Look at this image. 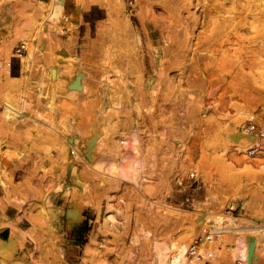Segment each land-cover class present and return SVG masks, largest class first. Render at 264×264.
I'll use <instances>...</instances> for the list:
<instances>
[{
	"label": "rangeland",
	"instance_id": "1",
	"mask_svg": "<svg viewBox=\"0 0 264 264\" xmlns=\"http://www.w3.org/2000/svg\"><path fill=\"white\" fill-rule=\"evenodd\" d=\"M48 1L0 0V205L31 219L22 234L33 243L27 264H67L50 198L74 206V221L84 207L93 215L90 244L82 234L70 239L79 245L72 256L78 264H162L173 243L190 246L202 221L217 216L235 224L215 222L220 232L208 248L214 258L195 264L233 263L236 236L250 234L254 221L264 231V137L248 131L255 124L264 132V0L235 2L236 12L253 9L237 19V33L223 34L224 47L218 42L213 52L186 48L181 66L173 50L141 31L139 40L125 36L127 16L157 17L163 0H64L54 11ZM193 1L183 16L200 18L201 4ZM131 44L147 55L146 66L126 52ZM29 50L32 63L25 64ZM12 61L22 67L17 82L9 77ZM7 104L17 110L13 120L5 118ZM239 125L258 138L260 152L255 143L236 142ZM90 141L94 159L70 163L71 151H85ZM263 244L251 247L250 264H264ZM2 247L8 256L0 253V264H26L8 263L15 243L4 233Z\"/></svg>",
	"mask_w": 264,
	"mask_h": 264
},
{
	"label": "bare ground",
	"instance_id": "2",
	"mask_svg": "<svg viewBox=\"0 0 264 264\" xmlns=\"http://www.w3.org/2000/svg\"><path fill=\"white\" fill-rule=\"evenodd\" d=\"M93 1V0H92ZM118 1V0H117ZM128 1V0H127ZM197 3L196 4H201V8L202 11L200 13V18L196 17V16H188L185 17V15L183 16V10L187 9L189 6H191L193 4V0H163V6L158 8L159 10H161V12L159 13V15L157 17L153 15H151V17L147 16L146 13L142 14V13H136L134 16H127V25L122 24V25H126L127 31L125 36L127 35V33H129V36L132 37H136L137 40H139V32L141 31L142 33V37L144 39H151L154 43H162V49H167V50H173L174 54L177 56V59H175V63L179 66L182 65V61L180 60L184 58V50L186 48H192L193 47V51L196 53L197 50L202 49L205 51H215L218 45V42L220 43V47H224L222 45V43L220 42V38L223 36V34H236L237 30L239 28H241L240 23L242 21H237L238 18H241L243 20V14L245 13V11L247 12L252 11L253 9L250 7L249 4H247L243 9L245 11L243 12H236L235 10V2H239V1H243V0H195ZM229 1V2H226ZM245 1V0H244ZM126 2V1H125ZM47 5V7H49L51 10L55 9V7H57L58 5L60 6L61 4L64 3V0H49L48 2H43ZM131 3V2H130ZM134 3V2H133ZM227 3H229L231 5L230 8H227ZM119 4V2H118ZM123 5V4H122ZM130 5V4H129ZM134 5V4H133ZM132 8V5H130ZM151 9L155 8L153 7L152 4L148 5ZM123 8V7H122ZM124 8H126L124 6ZM201 10V9H200ZM120 11V10H119ZM157 11V10H156ZM131 12V11H130ZM153 12V11H152ZM200 12V11H199ZM112 15V10L111 7L108 6V20L111 18ZM157 15V14H156ZM126 16V15H125ZM134 18V22H131V18ZM126 18V17H125ZM124 18V20H125ZM103 21V20H102ZM125 22V21H124ZM108 23V22H107ZM139 24L140 28H135L134 24ZM106 25V24H105ZM120 25V24H119ZM121 25V26H122ZM125 27V26H124ZM182 28L184 31V34L186 35L184 40H179L178 36L180 31L178 30V28ZM197 27V29H200V32H197L198 30L195 31V28ZM121 28V27H120ZM122 32V31H121ZM119 35V34H118ZM124 35V34H122ZM121 36V35H120ZM131 37V38H132ZM124 38V37H123ZM128 38V37H127ZM141 38V37H140ZM132 40V39H131ZM184 42V43H183ZM141 43V42H140ZM145 44V43H144ZM166 44V45H165ZM161 45V44H160ZM228 45V44H227ZM120 46H122L120 44ZM126 46V45H125ZM124 46V48H125ZM129 46V45H127ZM132 46V44H131ZM153 46V44H152ZM231 46V45H230ZM145 47V45H144ZM123 48V47H122ZM129 49L126 50V52H130V53H134L135 51V46L132 47H128ZM143 48V46H142ZM141 48V49H142ZM29 49V48H28ZM127 49V48H126ZM161 49V48H160ZM31 50V48H30ZM29 50L30 54H28L29 59L26 60H22L25 64H28L29 62L32 63L31 60V51ZM111 48L110 46L107 49V52H110ZM146 50V49H145ZM142 51V50H141ZM226 52H229V49L225 50ZM28 52V53H29ZM33 54V52H32ZM27 55V54H26ZM135 55L136 57H139L140 60H142V64L146 66V64L148 63L146 58L147 55L143 54L141 55L139 51H135ZM158 50L153 51L152 52V56L155 60V62H158ZM197 55V54H195ZM33 56V55H32ZM36 56V55H34ZM121 56V55H120ZM129 57V56H127ZM126 57V58H127ZM149 57V56H148ZM188 58V57H187ZM133 59V58H132ZM121 60V59H120ZM123 60V58H122ZM134 60V59H133ZM34 61V60H33ZM125 61V60H124ZM116 63V62H115ZM119 65V62H117ZM116 63V64H117ZM130 63V61H129ZM128 63V64H129ZM133 63V62H132ZM131 63V65H132ZM135 63V60H134ZM139 63V62H138ZM23 64V63H22ZM34 64V63H33ZM158 64V63H157ZM135 65H137V70H138V64L135 63ZM150 65V64H149ZM147 65V66H149ZM155 65V64H154ZM127 66V65H126ZM157 66V65H156ZM31 67V65L29 66ZM25 68V67H24ZM134 68V67H133ZM145 69V68H144ZM143 69V70H144ZM155 69V68H154ZM153 69V71H154ZM30 70V69H29ZM21 72V71H20ZM32 72V71H31ZM145 72V71H143ZM147 73V72H145ZM151 73V72H150ZM29 74V73H28ZM31 74V73H30ZM148 74V73H147ZM152 74V73H151ZM150 75V74H149ZM182 75H178L179 79L178 84L180 85L183 82V78ZM32 76V75H29ZM110 76V75H109ZM108 76V78H109ZM135 76V75H134ZM21 77V76H20ZM144 77V76H143ZM28 78V75H27ZM26 78V79H27ZM12 80H15L16 82L19 81L21 78H11ZM107 79V78H106ZM177 79V78H176ZM48 80V78H47ZM110 80V79H109ZM154 80V79H153ZM27 81V80H26ZM110 82V81H109ZM112 82V81H111ZM128 82V80H127ZM175 82V81H174ZM146 83H148L146 81ZM159 84V83H156ZM146 85V84H145ZM157 86V85H155ZM156 88V87H155ZM191 87L187 88L190 89ZM156 90V89H155ZM155 90H152L155 94ZM182 93H186V91H181ZM189 92V91H188ZM128 94V92H127ZM153 95V93H152ZM184 95V94H183ZM182 97V96H181ZM185 97V95L183 96ZM152 99V98H151ZM153 102V101H152ZM13 103V102H12ZM14 104V103H13ZM107 104V102H106ZM152 104V103H151ZM7 106V110L6 112H4L5 118L7 120H13L14 116H15V111H17L15 109V107H11L10 105H5ZM100 106V105H99ZM107 110V109H106ZM177 110V109H176ZM179 110V109H178ZM22 111V110H21ZM111 111V110H110ZM106 112V111H105ZM98 113V112H97ZM181 113V112H180ZM183 113V112H182ZM150 114V113H149ZM185 114V113H184ZM22 115V114H21ZM164 115V114H163ZM166 115V114H165ZM182 115V114H181ZM149 116V115H148ZM178 116L179 113H178ZM177 116V117H178ZM182 117V116H180ZM184 117V115H183ZM171 118V117H170ZM18 119V118H17ZM166 120V119H165ZM174 120V119H173ZM99 123V121H98ZM182 124V123H181ZM170 125V124H169ZM178 125V124H177ZM179 126V125H178ZM242 125H239V130H237V135L235 136V140L237 143H241L243 144V147L252 145V144H256V146H261V144L259 142H257L258 138H256L255 136L251 135L250 133H248L246 130H243ZM177 127V126H176ZM175 127V128H176ZM173 128V127H172ZM95 133L97 135V137L102 136V134H99V127L98 125H96L94 127ZM129 140V139H128ZM125 141V140H124ZM120 143V142H119ZM124 144L128 143V141ZM96 144V142H89V147L88 149H86L85 151L80 150L79 152L74 153V156L72 157H68V160L70 163H74V165L76 164V162L82 161H91L94 159V151H95V147L94 145ZM123 144V145H124ZM122 145V147H123ZM125 146V145H124ZM121 147V148H122ZM126 149V148H125ZM2 152V151H1ZM130 154V153H129ZM128 154V155H129ZM126 154L124 157L125 160H127L126 158ZM130 156V155H129ZM133 156V155H132ZM131 158V156H130ZM134 158V157H133ZM122 159V158H121ZM135 159V158H134ZM133 159V160H134ZM124 160V161H125ZM128 160L130 162L129 165H134L132 164L133 162L128 158ZM127 160V161H128ZM138 160V159H137ZM122 161V162H121ZM120 161V165H122L123 163H125L123 160ZM132 162V163H131ZM136 162V161H135ZM117 163V162H116ZM119 163V161H118ZM117 163V164H118ZM127 163V162H126ZM127 163V164H128ZM138 163V161H137ZM136 163V164H137ZM119 165V164H118ZM140 165V162H139ZM114 166V164H113ZM123 166V165H122ZM125 166V165H124ZM128 166V165H127ZM127 166H125L127 168ZM136 166V170L138 167V164L135 165ZM138 166V167H137ZM115 167V166H114ZM113 167V168H114ZM124 167V168H125ZM134 167V166H133ZM124 168H122L124 170ZM135 168V167H134ZM133 168V169H134ZM119 170V168H117ZM131 169L128 166V169L125 170H129ZM132 169V170H133ZM121 170V169H120ZM119 174L116 173L117 171H114L116 174L115 175H120L122 176V174H125L121 171ZM131 171V170H129ZM139 171V170H137ZM113 172V173H114ZM134 172V170L132 171ZM128 174V172H126ZM130 173V172H129ZM135 173V172H134ZM133 173V174H134ZM138 173V172H137ZM132 174V175H133ZM130 175V174H128ZM138 175V174H137ZM124 177H126V175H124ZM130 177V176H128ZM133 177V176H131ZM139 177V176H138ZM127 178V177H126ZM129 180V179H128ZM226 216V215H225ZM69 217L70 218H76V213L74 210H70L69 211ZM111 218V215L108 216V218ZM220 219L218 221L213 220L212 218L208 217L205 220L202 221V223L207 224L209 226H212L213 228L216 227V223L217 222H223L224 224V220H226L227 218H225L224 220L221 219L220 216H217ZM257 218V217H256ZM236 218H229L227 219V225L228 226H233L235 223ZM262 219V218H259ZM113 220V219H112ZM245 220V219H244ZM260 221V220H259ZM216 222V223H215ZM261 222V221H260ZM254 225H253V231L250 232V234H243L240 233L236 236V241H235V246H234V250L231 252V256L233 258H235V260H238L240 264H250L251 260H252V251H251V247L254 244L257 243H261L264 242V231L262 232V224L258 225V223L256 221H254ZM252 225V224H251ZM226 226V225H225ZM115 227V226H114ZM113 227V228H114ZM229 227V228H230ZM219 229V226H218ZM223 229V227H222ZM225 230V229H224ZM186 233L190 234V230H186ZM220 232V231H218ZM223 232V231H222ZM264 245V244H263ZM172 248H174L168 255H163L161 257L160 262L162 264H186L187 262L190 264H195L198 259L193 258V259H189L186 257L187 254V249L189 247L188 243L186 240H184L183 242L176 244L173 243ZM188 246V247H187ZM233 246V245H232ZM208 250V249H207ZM205 252V250H204ZM203 252V253H204ZM0 253L2 255L3 258H7L8 256V248H1L0 249ZM205 257V255H203ZM188 260V261H187ZM233 260V259H232Z\"/></svg>",
	"mask_w": 264,
	"mask_h": 264
},
{
	"label": "crops",
	"instance_id": "3",
	"mask_svg": "<svg viewBox=\"0 0 264 264\" xmlns=\"http://www.w3.org/2000/svg\"><path fill=\"white\" fill-rule=\"evenodd\" d=\"M21 75V65L12 61L9 67V77L20 78ZM47 204L51 208L55 209L53 212L54 216L52 217L54 232L61 235L62 238L67 242V264H78V262H74L72 256H76L79 245L75 244L74 242L71 243L70 239L72 235L82 234L84 235V239L89 241L85 242V245L90 244L92 233L91 227L92 223L94 222L91 211H87L86 207H84L83 212H80L81 215L79 220L74 221L68 215V211L74 206L66 204L65 200H60L59 198H50L47 201ZM30 228V217L23 214L19 209L10 206L6 207V209L2 212L0 205V233L7 235V242L12 240L15 243L12 257L8 260V263L27 264L31 261V253L28 252V250L33 245V243L29 238H25L22 235Z\"/></svg>",
	"mask_w": 264,
	"mask_h": 264
},
{
	"label": "built area",
	"instance_id": "4",
	"mask_svg": "<svg viewBox=\"0 0 264 264\" xmlns=\"http://www.w3.org/2000/svg\"><path fill=\"white\" fill-rule=\"evenodd\" d=\"M22 48H17L16 53L17 55H20ZM248 131L251 133H256L260 138L264 137V132L261 131L259 128L256 127L255 124H252L249 126ZM262 150L261 147L257 146L254 148V153L260 152ZM75 151H71V154L74 155ZM191 177H194L192 175ZM236 209H231L232 213ZM200 227L199 234L195 237L192 244L187 249L186 257L189 259L196 258L198 259V262L205 261V263H208L211 259L214 258V252L211 250H207L211 245L215 242L217 236H218V229L212 226H209L207 224L202 223ZM205 250V252H204ZM204 252V253H203ZM205 255V257L203 256ZM190 264V263H186ZM231 264H240L238 260H234Z\"/></svg>",
	"mask_w": 264,
	"mask_h": 264
}]
</instances>
